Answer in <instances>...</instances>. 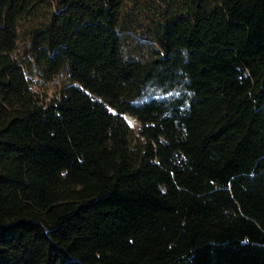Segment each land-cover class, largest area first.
Wrapping results in <instances>:
<instances>
[{"label":"trees","instance_id":"1","mask_svg":"<svg viewBox=\"0 0 264 264\" xmlns=\"http://www.w3.org/2000/svg\"><path fill=\"white\" fill-rule=\"evenodd\" d=\"M0 264H264V0H0Z\"/></svg>","mask_w":264,"mask_h":264},{"label":"rangeland","instance_id":"2","mask_svg":"<svg viewBox=\"0 0 264 264\" xmlns=\"http://www.w3.org/2000/svg\"><path fill=\"white\" fill-rule=\"evenodd\" d=\"M136 13L137 11L128 9L127 14L122 20L121 30L124 37L131 42H135L134 46L140 43L142 50L148 55L151 53V42L149 40H139L127 29L128 25L136 22ZM183 59V52L177 49L171 56L166 57L165 60L160 62L163 71L157 77V80L151 83L148 92L144 96L148 101L156 103L162 111L170 113L178 123L182 122L194 99L190 82L182 68ZM31 76L35 79V75ZM32 87L41 94L50 93L48 83L42 80L36 79ZM133 126H137V121Z\"/></svg>","mask_w":264,"mask_h":264},{"label":"water","instance_id":"3","mask_svg":"<svg viewBox=\"0 0 264 264\" xmlns=\"http://www.w3.org/2000/svg\"><path fill=\"white\" fill-rule=\"evenodd\" d=\"M122 114H123L124 117L126 118L127 122H128L131 126H133L132 122H133L134 120H136V117L132 116V115L129 114V113H124V112H123Z\"/></svg>","mask_w":264,"mask_h":264},{"label":"bare ground","instance_id":"4","mask_svg":"<svg viewBox=\"0 0 264 264\" xmlns=\"http://www.w3.org/2000/svg\"><path fill=\"white\" fill-rule=\"evenodd\" d=\"M132 124L135 125V124H136V120H134V121L132 122Z\"/></svg>","mask_w":264,"mask_h":264}]
</instances>
